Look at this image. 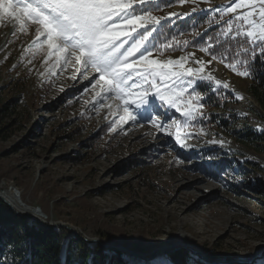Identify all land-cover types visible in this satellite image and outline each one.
<instances>
[{
  "label": "rangeland",
  "instance_id": "374dc122",
  "mask_svg": "<svg viewBox=\"0 0 264 264\" xmlns=\"http://www.w3.org/2000/svg\"><path fill=\"white\" fill-rule=\"evenodd\" d=\"M232 2L149 0L134 3L133 10L160 18L159 25L149 26L155 27L147 42L154 58L176 60L192 54L186 67L198 68L195 60L207 62L212 56L201 51L205 45L189 47L187 42L213 25L226 22L227 29L230 21L240 23L227 11ZM188 17L193 18L191 25L161 45L177 43L157 47L162 25ZM9 20H0V106L15 101L5 117L0 113V195L16 200L15 205L9 201L14 212L29 214L24 217L38 218L46 226L64 223L83 237L102 238L144 254L170 250L143 260L147 264H172L171 255L183 249L210 264L190 248L213 255L218 264L264 260L253 259L264 248V140L261 150H255L225 136L211 121L219 123L225 113H233L231 127L246 123L264 138V119L250 109L253 105L261 111L257 102L242 95L248 93V77L217 57L206 72L229 88L198 81L194 90L203 97V107L195 118L186 119L156 98L140 108L133 106L137 119L125 123L120 119L125 115L123 102L105 94L100 85L94 87L99 73L91 68L77 72L79 65L65 67L55 56L45 63L47 46H32L36 25L21 31ZM192 91L189 88L185 96ZM177 128L187 135V147L176 142ZM133 258V263L141 262Z\"/></svg>",
  "mask_w": 264,
  "mask_h": 264
},
{
  "label": "snow or ice",
  "instance_id": "6c2138e0",
  "mask_svg": "<svg viewBox=\"0 0 264 264\" xmlns=\"http://www.w3.org/2000/svg\"><path fill=\"white\" fill-rule=\"evenodd\" d=\"M136 2L144 4L149 0H0V20L10 18L19 24L21 31H26L29 24L36 25L32 46L37 50L47 46L45 63L55 56L56 62L65 67L79 65L77 72L80 68H91L99 73L94 87L100 85L105 94L112 93L115 99L123 102L125 115L120 119L125 123L137 119L135 112L130 110L133 106L140 108L156 98L186 119L195 118L203 107L199 103L203 97L194 90L198 81H214L218 87L229 88L228 83L206 72L207 65L217 57L213 55L207 62L195 60L198 68L186 67L192 54L176 60L154 58L147 42L155 27L149 30V26L159 25L160 18L150 12L135 14L133 5ZM241 9L243 11H238ZM227 11L235 13V20L240 22L236 35L247 37L264 53V0H233ZM139 29H144L143 33ZM231 30L230 21L224 34ZM130 41L131 46L125 49ZM173 43L177 42L160 45V49L171 48ZM157 51L163 55V51ZM201 51L207 53L208 48ZM252 54L255 56L254 50ZM218 62L223 63V60ZM225 66L240 76L249 75L247 71H237L236 64ZM189 88L193 91L185 96ZM149 93L153 94L152 97ZM152 123L163 129L159 121L153 120ZM175 139L182 147H187L183 142L187 135L179 128Z\"/></svg>",
  "mask_w": 264,
  "mask_h": 264
},
{
  "label": "trees",
  "instance_id": "16d2710c",
  "mask_svg": "<svg viewBox=\"0 0 264 264\" xmlns=\"http://www.w3.org/2000/svg\"><path fill=\"white\" fill-rule=\"evenodd\" d=\"M192 20V17H188L162 25L156 33L157 47L165 41L173 40L176 32L182 27H189ZM226 26L225 22L198 32L187 42V46L205 45L209 55H215L229 64L236 63L238 68L247 71V92L257 102L258 108L264 111V53L259 46L254 47L247 37L236 35L239 29L235 22L227 35L224 34ZM163 35L167 38L163 39ZM253 50L255 56L252 54ZM14 101L15 98H11L0 106V113L4 117L11 108L10 103ZM218 105L220 106L219 102ZM250 109L264 119L262 111L256 110V106L251 105ZM9 114L12 115L13 112ZM234 117L233 113H225L221 122L217 123L214 118L211 121L225 136L237 138L242 145L260 151L259 143L264 140L263 136L245 125L246 123L237 129L231 127L230 122ZM68 137L73 139L78 136ZM208 152L213 155L211 150ZM213 170L219 172L217 167ZM213 257L212 255L210 258ZM171 258L172 264H202L195 254L185 249L172 254ZM133 259L120 251H108L97 242L79 239L64 227H48L33 218L21 216L0 199V264H147L143 260L133 263ZM258 264H264V260Z\"/></svg>",
  "mask_w": 264,
  "mask_h": 264
},
{
  "label": "water",
  "instance_id": "95a60500",
  "mask_svg": "<svg viewBox=\"0 0 264 264\" xmlns=\"http://www.w3.org/2000/svg\"><path fill=\"white\" fill-rule=\"evenodd\" d=\"M242 95L246 98V99H249L251 100L254 104L256 103L254 101V99L248 94V93H245V92H242ZM261 110V109H260ZM263 113L264 111L261 110ZM0 199L5 202L8 206H11V204L9 203L8 200H6L4 197H2L0 195ZM24 216H31L29 214H24ZM36 220H38L41 224H43V222L41 220H39L38 218H34ZM55 226H64V227H68L69 229L72 230L73 234L78 237V238H83L85 241L87 242H97L100 246H102L104 249L108 250V251H120V252H123L125 255H129V256H132V257H135L137 259H141V260H148V259H152L154 258L155 256L161 254V253H168L170 250L167 249V248H158V249H155L154 251L150 252V253H147V254H144V253H141V252H138V251H135V250H131L129 248H126L124 246H120V245H115L113 243H110L102 238H98V237H92V238H88V237H83L81 236L75 229H73L72 227H69L67 226L66 224L64 223H60V222H54V223H50L48 225V227H55ZM186 248V247H185ZM194 253H197L201 256V258L203 259V261H206L210 264H218L217 260L215 259H212L210 258L209 256L205 255V254H201L199 253L198 250L194 249V248H190ZM264 257V248L255 256H253V259H260ZM245 264L246 262L245 261H238V260H231V261H226L224 262L223 264Z\"/></svg>",
  "mask_w": 264,
  "mask_h": 264
},
{
  "label": "bare ground",
  "instance_id": "6f19581e",
  "mask_svg": "<svg viewBox=\"0 0 264 264\" xmlns=\"http://www.w3.org/2000/svg\"><path fill=\"white\" fill-rule=\"evenodd\" d=\"M9 23H10L9 25H12V26H13V24L15 25L16 22L9 20ZM217 73L220 74V68L217 69ZM1 194H2V193H1ZM11 194H12V192H10V194H8V195L5 194V197H6L7 199H10L8 196L11 195ZM13 198H14V197H13ZM14 200H15V199H14ZM9 201H10L13 205H15V203H17L16 200H15V202H13V201L10 199ZM19 207H20V206H19ZM21 207H22V206H21ZM21 207H20V208H21ZM21 209H23V211H26V210H27V209H24V207H22ZM27 211H28V210H27ZM26 213H27V212H26ZM205 262H206V261H205ZM207 263H208V262H207Z\"/></svg>",
  "mask_w": 264,
  "mask_h": 264
}]
</instances>
